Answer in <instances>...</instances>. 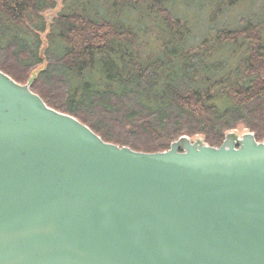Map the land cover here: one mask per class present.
Returning a JSON list of instances; mask_svg holds the SVG:
<instances>
[{"label": "water", "instance_id": "1", "mask_svg": "<svg viewBox=\"0 0 264 264\" xmlns=\"http://www.w3.org/2000/svg\"><path fill=\"white\" fill-rule=\"evenodd\" d=\"M0 70V264H264V142L103 141Z\"/></svg>", "mask_w": 264, "mask_h": 264}, {"label": "trees", "instance_id": "2", "mask_svg": "<svg viewBox=\"0 0 264 264\" xmlns=\"http://www.w3.org/2000/svg\"><path fill=\"white\" fill-rule=\"evenodd\" d=\"M57 2L0 0V70L19 84L34 76L31 91L48 107L135 152L167 151L182 136L219 147L238 125L264 142V0H112L98 10L62 0L48 24ZM245 2L242 19L230 9ZM127 12L140 15L137 31ZM143 32L164 41L150 52ZM96 59L107 78H124L79 98L75 78Z\"/></svg>", "mask_w": 264, "mask_h": 264}, {"label": "rangeland", "instance_id": "3", "mask_svg": "<svg viewBox=\"0 0 264 264\" xmlns=\"http://www.w3.org/2000/svg\"><path fill=\"white\" fill-rule=\"evenodd\" d=\"M68 3H72V1H69ZM104 3L110 5L112 3V0H91V2H90L91 5L90 6L92 8H94V10H98V9L102 8ZM61 8H63L62 7V0H58L57 6H56L55 9L50 10V11L46 12L45 14H43V16L45 17V20L47 21L48 24L52 23L53 19L58 15V13L60 12ZM251 8H252L251 4L249 2H245L242 5H239V7H235L234 9H230V10L232 11V13H236L239 16V18L243 19L244 11L247 10V14H248V10L250 11ZM124 16H125V18H127V20H128L127 22H128V24H130L132 29H135V31H137L138 28H140L139 27V21L137 20V17L140 20V15H138V16L137 15H132V14L128 15V12H127V13H125ZM200 18H202V19L205 18L204 13L201 14ZM114 20H115V18H114ZM226 20L232 21L234 23V27H236L237 23H235L234 20H232V19H224L223 21H226ZM45 36H46V34L43 35V37H45ZM164 38H165L164 35H162V34H160L158 32H156V33L152 32L150 34H148L146 32H143V34L141 35V38H140V42H143L144 45H145V48H148V50L150 52H152V51H154L155 49H157L160 46V43H162L164 41ZM196 43H199V41H194L192 39L191 44L193 45V44H196ZM43 47L45 49L47 47L46 44H44ZM40 53H44V50H42V51L40 50ZM141 54L142 53L139 52L138 55L141 56ZM42 56L44 58L43 54H42ZM129 62L126 65L127 67L129 65ZM131 64H132V71H133V69L135 67V60L132 59ZM92 66H93V68L87 70L85 72L86 73L85 75L83 74L82 76H78V77L75 78L76 80L74 81V83H75V88L77 90H79V98H81L84 95V93L92 92L94 90H97L98 87L101 84H103L101 86H104V85L108 86V84H111V83H114V82H116V83L117 82H121V79L124 78V76H122V78L120 80H117L116 77L107 78V76L104 75V72L102 70V66L100 65V61L98 59H96V61L93 62ZM41 68L42 67H39V69H41ZM118 70H120V69L118 68ZM16 72H18V71L17 70H13L12 74H15ZM131 74H132V72L129 70L126 76H132ZM24 82L27 83V81H24ZM92 124L95 126L94 122H92ZM235 130L238 133H242V132L248 131V129H246L244 125H238V127ZM262 133H263V136H264V129H262ZM196 137H198V136H196ZM199 137H201V136H199ZM191 138L193 139V137H191ZM201 138H203V137H201ZM111 140H113V139H111ZM261 141H264V138ZM121 143H123V142H121Z\"/></svg>", "mask_w": 264, "mask_h": 264}]
</instances>
